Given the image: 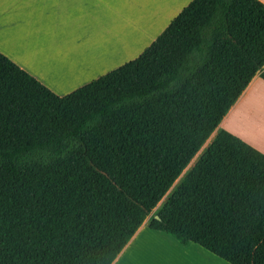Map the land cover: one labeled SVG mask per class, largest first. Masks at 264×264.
Returning <instances> with one entry per match:
<instances>
[{"label": "trees", "instance_id": "1", "mask_svg": "<svg viewBox=\"0 0 264 264\" xmlns=\"http://www.w3.org/2000/svg\"><path fill=\"white\" fill-rule=\"evenodd\" d=\"M258 74L259 0H193L139 58L65 97L0 53V264H113L146 221L264 264V154L231 133L157 209Z\"/></svg>", "mask_w": 264, "mask_h": 264}, {"label": "crops", "instance_id": "2", "mask_svg": "<svg viewBox=\"0 0 264 264\" xmlns=\"http://www.w3.org/2000/svg\"><path fill=\"white\" fill-rule=\"evenodd\" d=\"M193 0H0V53L59 97L136 60ZM264 4V0H259ZM264 154L258 74L217 130ZM212 140V142H213ZM113 264H229L146 221Z\"/></svg>", "mask_w": 264, "mask_h": 264}, {"label": "bare ground", "instance_id": "3", "mask_svg": "<svg viewBox=\"0 0 264 264\" xmlns=\"http://www.w3.org/2000/svg\"><path fill=\"white\" fill-rule=\"evenodd\" d=\"M213 139V137H211L210 139H209V141L206 143V145L202 148V150L199 152V154L196 156V158L192 161V163L189 165V167L185 170V172L183 173V175L180 177V179L176 182V184L175 185H179L180 184V182H181V180L183 179V178H185V175L187 174V172L190 170V169H192L193 167H194V165L197 163V161L199 160V158L202 156V154L204 153V151H205V149L208 147V145L211 143V140ZM174 185V186H175ZM176 187V186H175ZM174 187V188H175ZM173 188V189H174ZM172 189V190H173Z\"/></svg>", "mask_w": 264, "mask_h": 264}, {"label": "rangeland", "instance_id": "4", "mask_svg": "<svg viewBox=\"0 0 264 264\" xmlns=\"http://www.w3.org/2000/svg\"><path fill=\"white\" fill-rule=\"evenodd\" d=\"M212 140H213V139H212ZM212 140H211V143H212ZM211 143H210V144H211ZM210 144H209V145H210ZM209 145H208V147H209ZM208 147H207V148H208ZM207 148H206V149H207ZM206 149H205V151H206ZM205 151H204V152H205ZM202 155H203V154H202ZM190 170H191V169H190ZM190 170H189V171H190ZM189 171H188V172H189ZM188 172H187V173H188ZM186 175H187V174H186ZM186 175H185V176H186ZM183 179H184V178H183ZM183 179H182V180H183ZM182 180H181V181H182ZM180 183H181V182H180ZM175 186L178 187V185H175ZM175 186H174V187H175ZM174 187H173V188H174ZM176 187H175V188H176ZM173 188H172V189H173ZM175 188H174L173 190H171V191L168 193V195L164 198V200L159 204V206L157 207V209H159V208H160V207H161V206L167 201L169 195L175 190Z\"/></svg>", "mask_w": 264, "mask_h": 264}, {"label": "water", "instance_id": "5", "mask_svg": "<svg viewBox=\"0 0 264 264\" xmlns=\"http://www.w3.org/2000/svg\"><path fill=\"white\" fill-rule=\"evenodd\" d=\"M159 219V217H157Z\"/></svg>", "mask_w": 264, "mask_h": 264}]
</instances>
